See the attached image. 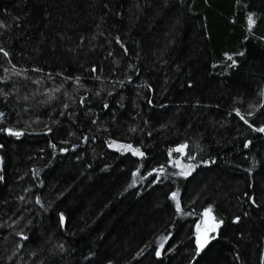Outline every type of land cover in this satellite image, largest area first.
Here are the masks:
<instances>
[{
    "label": "trees",
    "instance_id": "1",
    "mask_svg": "<svg viewBox=\"0 0 264 264\" xmlns=\"http://www.w3.org/2000/svg\"><path fill=\"white\" fill-rule=\"evenodd\" d=\"M261 128L264 0H0V264H264Z\"/></svg>",
    "mask_w": 264,
    "mask_h": 264
},
{
    "label": "rangeland",
    "instance_id": "2",
    "mask_svg": "<svg viewBox=\"0 0 264 264\" xmlns=\"http://www.w3.org/2000/svg\"><path fill=\"white\" fill-rule=\"evenodd\" d=\"M211 224H213L211 214L208 216H206L204 214L203 219L201 221H199V223L197 224L196 230L198 232L199 239L201 242L205 238V233H206V238H207V233L211 230V228H210ZM198 228H199V230H198Z\"/></svg>",
    "mask_w": 264,
    "mask_h": 264
},
{
    "label": "snow or ice",
    "instance_id": "3",
    "mask_svg": "<svg viewBox=\"0 0 264 264\" xmlns=\"http://www.w3.org/2000/svg\"><path fill=\"white\" fill-rule=\"evenodd\" d=\"M248 22H249V25L251 26L252 24H253V20H252V17L250 16L249 17V19H248ZM258 131H261V132H264V128H261V129H258ZM15 135H19V133H14ZM137 154L138 155H142V153H139V152H137ZM175 198V197H174ZM210 213H211V210H209L208 212H206L205 213V215L206 216H208V215H210ZM222 223V222H221ZM219 227V224H213V226H212V228H211V230L212 231H215V229L216 228H218ZM198 230H199V228H198ZM198 242L200 243V246H201V248L204 246V243H206L207 242V240H206V233H205V238L203 239V241L201 242L199 239H198Z\"/></svg>",
    "mask_w": 264,
    "mask_h": 264
},
{
    "label": "water",
    "instance_id": "4",
    "mask_svg": "<svg viewBox=\"0 0 264 264\" xmlns=\"http://www.w3.org/2000/svg\"><path fill=\"white\" fill-rule=\"evenodd\" d=\"M202 252V249L199 251V253H201Z\"/></svg>",
    "mask_w": 264,
    "mask_h": 264
}]
</instances>
